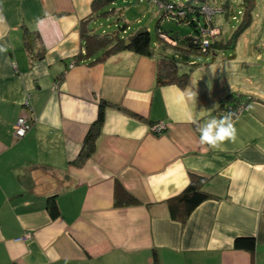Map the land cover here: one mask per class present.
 I'll use <instances>...</instances> for the list:
<instances>
[{
    "label": "crops",
    "instance_id": "1",
    "mask_svg": "<svg viewBox=\"0 0 264 264\" xmlns=\"http://www.w3.org/2000/svg\"><path fill=\"white\" fill-rule=\"evenodd\" d=\"M218 2L233 12L241 5ZM93 3L0 0V264H264V0H256L235 48L193 62L185 86L157 83V54L86 55L83 29L100 33L97 21L111 16L117 28L102 33L119 30L127 40L131 22L150 30L149 20H160L161 2ZM225 17L216 20L217 40L241 23ZM154 32L158 48L156 26ZM231 95L243 107L230 112L236 139L201 144L186 114L201 124L220 118ZM102 101L108 104L95 149L78 162ZM21 116L33 126L17 138ZM161 121L167 128L152 131ZM194 176L205 179L210 196L186 221L173 219L168 200ZM118 184L139 202L116 205ZM27 231L32 236L17 241ZM237 238H254L255 249L237 247Z\"/></svg>",
    "mask_w": 264,
    "mask_h": 264
},
{
    "label": "trees",
    "instance_id": "2",
    "mask_svg": "<svg viewBox=\"0 0 264 264\" xmlns=\"http://www.w3.org/2000/svg\"><path fill=\"white\" fill-rule=\"evenodd\" d=\"M117 0H94V7H104L109 6ZM159 2L161 0H158ZM166 1V0H165ZM168 1V0H167ZM177 2V1H174ZM187 1L184 2L183 5L186 6ZM256 4V0H241V6L243 7L244 14L237 13V16L242 19V22L237 27L236 31L233 35L226 40H212L207 46L206 51H202L203 47L200 43L196 44L192 42V38H180V36L175 40L176 44L168 45L165 39L160 37V34L165 33L170 36L168 29H163L161 26V19L163 18H171L178 22L187 23L195 29V34L193 36H197L200 34V28L197 25L200 23L204 24L206 18L204 14L197 13V11L189 14V17L185 18V20H181V16L176 15V17H170L168 15L172 14L166 9H162V15L160 20L156 24V37H158L157 42L160 44L157 47L154 46V35L148 30L146 27L141 28L135 31L133 34L129 36L130 44L126 45V39L122 38L118 31L112 33H94L90 32L88 29L82 30V35L85 39L86 46V55L89 57L96 56L100 51H102L101 55L96 56V60H103L107 56L122 51V50H133L138 54L152 56L157 54L158 56V64H157V83L160 85L164 84H178L180 86H185L188 83L190 73H180L179 72V64L175 57L170 55L167 52L168 49H173L175 53L180 52H188V53H201L203 55H209L210 52H216L217 49H234L236 45V41L239 35L244 31V29L251 22V15ZM197 8V7H196ZM101 9V8H100ZM178 8H175V10ZM242 11V10H241ZM246 11V15H245ZM109 11H104L103 14H107ZM126 28H123V30ZM154 36V37H153ZM30 35H26L27 44L30 45L31 41L29 40ZM238 98H235L233 95L225 97L222 100L221 107H225L229 114L231 111L236 109L240 104ZM105 104H108L106 101H102L100 104V111L97 120L92 124L90 130L84 140V144L81 152L76 161L81 162L85 157L91 155V153L95 149V139L100 132V126L103 121L104 107ZM205 179L194 176L190 182V184L182 191L179 195L168 200V206L170 209V214L173 219L179 221H186L192 211L205 199H207L210 194L207 193L204 186ZM115 204L120 205H129L136 204L139 202L138 198H136L131 192L125 189L121 184H118L116 187L115 193ZM48 208L53 217L58 215V206L54 198H50L48 202ZM256 245V241L254 238H237L236 246L237 247H246L248 250H254Z\"/></svg>",
    "mask_w": 264,
    "mask_h": 264
},
{
    "label": "rangeland",
    "instance_id": "3",
    "mask_svg": "<svg viewBox=\"0 0 264 264\" xmlns=\"http://www.w3.org/2000/svg\"><path fill=\"white\" fill-rule=\"evenodd\" d=\"M194 1L193 0H187V4L185 6V7H187V14L185 16H183L182 14H173V13L168 15V16L175 18L176 15H179L182 18L181 20H185V18L189 17V14H191L192 12H195V11H197V13L204 14L205 17H206L205 22H206V24H208L209 27L207 28V30L205 32L202 33V36H203L202 38H205V37L208 38L207 36H209L208 39L217 40V38L221 35V32H222L221 31V27L216 22L218 16H221V15L224 14V15H226L225 19L228 20L229 17H232V18L237 17V13H239V12L241 13V15L244 14L243 7L240 5L239 9H238V5L239 4H237V2L234 3L235 5L233 7H236V9H238V10L233 12L232 8L230 9L229 4H227L226 6H223V4L218 2V0H200L198 3L197 2L194 3ZM160 2H161V4H163V3H166L167 0L166 1L165 0H161ZM171 2H174V1H171ZM184 2H186V1H184ZM181 4H184V3L183 2H174V5L176 7H181ZM203 6L204 7L208 6V7L212 8V9H209L207 7V9H206L207 12H205L203 10ZM245 15H246V11H245ZM243 17H246V16H242V19H243ZM242 19H240V20H242ZM148 20H149V16L145 19L144 23H148L150 21L149 22V23H151L150 24V31L154 35L157 19L155 20V22H151V20H149V21ZM115 21H116V19L114 20V17H111V16L109 18H102L99 21H97V23L99 22L100 24H102V27H101L102 29L100 28V26L97 29L99 30L100 33H102L103 29L105 31H107V32H110L114 28H117L115 26ZM161 22H164L165 29L172 30V31H175V32L178 31L180 38H184V39L186 38L187 39V38L191 37L192 38V42L196 43V37L193 36L195 34V29L192 26H190L189 24L183 23V22L180 23V22H178L176 20H170V19H167V18H164V19L162 18ZM235 22L236 21L234 20L233 24ZM240 22H242V21H240ZM146 25H148V24H146ZM201 26L202 25L200 23L197 25L198 28H200ZM139 27H141V25L137 24V22H134V21L131 22V29L129 30L130 31L129 33H132L133 31H137V29ZM208 34H210V35H208ZM175 40L176 39H173V38L170 37L169 40H165V41H166V43H168V45H172V44H176ZM201 44H202V42H201ZM168 48H169V46H167V49ZM173 51L170 52V54L173 57L176 58L180 68L183 69L184 67H186L185 71H188L189 73H190V70L195 69L197 67V66L191 65V64H193V62H195V61L199 62V63L200 62H208V60L211 59V56L206 57V56L201 55V54H197V55L193 56L192 54H189L188 52H180V53L176 54L177 55V57H176L175 53ZM216 52H214V53L210 52L209 55H213L214 56ZM180 71L183 72V70H181V69H180Z\"/></svg>",
    "mask_w": 264,
    "mask_h": 264
},
{
    "label": "built area",
    "instance_id": "4",
    "mask_svg": "<svg viewBox=\"0 0 264 264\" xmlns=\"http://www.w3.org/2000/svg\"><path fill=\"white\" fill-rule=\"evenodd\" d=\"M194 1V0H193ZM200 0H195V2H199ZM192 3V2H191ZM205 6V5H204ZM203 6V10L205 12H207V7ZM163 9L168 10L169 12H172L173 14H182L183 16H185L187 14V7H185L183 4H181V7H176L174 5V2H169L167 1L166 3L162 4ZM175 8H178L175 10ZM200 8V7H199ZM209 9H212L210 7H208ZM204 13V12H203ZM205 16V15H204ZM212 16V15H211ZM206 18V17H205ZM201 27H200V34L195 36L196 37V44L202 42V51H206L207 50V46L209 45V43L212 41V39H208L209 36H207L208 38H202V33L205 32L207 30V28L209 27L208 24H206V22H204V24L201 23ZM210 35V34H208ZM160 37L165 39V40H169L170 37L168 35H166L165 33L160 34ZM75 61H72L71 66L74 65ZM62 79V76L60 77ZM61 79L57 80V83L61 81ZM25 104L27 107H31V98H30V94H28V96L25 99ZM242 106H239L238 109H242ZM33 126V121L32 119L30 120L29 117L26 116H21L17 119V121L15 122L14 126H13V130H14V134L15 137L17 138H21L24 137L32 128ZM167 128V123L164 121L161 122H157L152 126V131L156 132V133H162L165 129ZM32 236V232L31 231H27L25 232L22 236H20L19 238H17V241H26L28 238H30Z\"/></svg>",
    "mask_w": 264,
    "mask_h": 264
},
{
    "label": "clouds",
    "instance_id": "5",
    "mask_svg": "<svg viewBox=\"0 0 264 264\" xmlns=\"http://www.w3.org/2000/svg\"><path fill=\"white\" fill-rule=\"evenodd\" d=\"M185 119L196 124L200 133V143L207 144L213 148L218 147L225 140L236 139V128L232 121V114L229 113L220 118H211L204 123H198L197 117L191 112L186 114Z\"/></svg>",
    "mask_w": 264,
    "mask_h": 264
},
{
    "label": "water",
    "instance_id": "6",
    "mask_svg": "<svg viewBox=\"0 0 264 264\" xmlns=\"http://www.w3.org/2000/svg\"><path fill=\"white\" fill-rule=\"evenodd\" d=\"M190 38H191V37H190ZM125 43H126V45H129V44H130V40L127 39Z\"/></svg>",
    "mask_w": 264,
    "mask_h": 264
},
{
    "label": "bare ground",
    "instance_id": "7",
    "mask_svg": "<svg viewBox=\"0 0 264 264\" xmlns=\"http://www.w3.org/2000/svg\"><path fill=\"white\" fill-rule=\"evenodd\" d=\"M185 6V5H184Z\"/></svg>",
    "mask_w": 264,
    "mask_h": 264
}]
</instances>
